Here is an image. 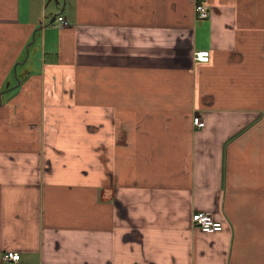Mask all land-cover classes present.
Instances as JSON below:
<instances>
[{"label":"crops","instance_id":"obj_1","mask_svg":"<svg viewBox=\"0 0 264 264\" xmlns=\"http://www.w3.org/2000/svg\"><path fill=\"white\" fill-rule=\"evenodd\" d=\"M0 264H264V0H0Z\"/></svg>","mask_w":264,"mask_h":264},{"label":"built area","instance_id":"obj_2","mask_svg":"<svg viewBox=\"0 0 264 264\" xmlns=\"http://www.w3.org/2000/svg\"><path fill=\"white\" fill-rule=\"evenodd\" d=\"M194 13L199 19L207 18L208 9L204 2L196 1L194 3ZM53 23L57 27L68 25L66 18L62 14H56L53 17ZM209 51L206 49L196 50L193 53V58L199 62H207L209 60ZM193 124L197 127L203 125V120L199 116L193 117ZM192 225L203 232L220 231L223 229V223L217 220L207 211H195L191 215ZM20 260V253L16 250H9L2 254V262L15 263Z\"/></svg>","mask_w":264,"mask_h":264},{"label":"rangeland","instance_id":"obj_3","mask_svg":"<svg viewBox=\"0 0 264 264\" xmlns=\"http://www.w3.org/2000/svg\"><path fill=\"white\" fill-rule=\"evenodd\" d=\"M62 121V120H61ZM75 122H76V119H67V120H65V125H66V127L67 128H70V127H72V125H75ZM57 126H59L60 124H56ZM90 129L92 130V131H96V129H95V126H92V127H90ZM66 136H69L68 134H66ZM65 136V137H66ZM94 151V150H93ZM96 152V151H95ZM103 154L104 153H106L104 150H103V152H102ZM102 153H101V155H102ZM105 156H106V154H104Z\"/></svg>","mask_w":264,"mask_h":264},{"label":"bare ground","instance_id":"obj_4","mask_svg":"<svg viewBox=\"0 0 264 264\" xmlns=\"http://www.w3.org/2000/svg\"><path fill=\"white\" fill-rule=\"evenodd\" d=\"M16 263V262H15Z\"/></svg>","mask_w":264,"mask_h":264}]
</instances>
